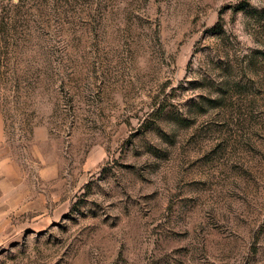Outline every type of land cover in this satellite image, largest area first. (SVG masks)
I'll return each mask as SVG.
<instances>
[{"label":"rangeland","instance_id":"rangeland-1","mask_svg":"<svg viewBox=\"0 0 264 264\" xmlns=\"http://www.w3.org/2000/svg\"><path fill=\"white\" fill-rule=\"evenodd\" d=\"M2 163L0 264H264V0H0Z\"/></svg>","mask_w":264,"mask_h":264},{"label":"crops","instance_id":"crops-1","mask_svg":"<svg viewBox=\"0 0 264 264\" xmlns=\"http://www.w3.org/2000/svg\"><path fill=\"white\" fill-rule=\"evenodd\" d=\"M7 167L8 166H5V164L3 163L0 164V229L6 227L9 224L10 218L7 214H11L12 212V208L7 205V202H9V194L7 195L6 191L3 190L5 182L12 180V178H10L9 176H15L16 178H18L19 176L18 173L9 174L7 171H5V168Z\"/></svg>","mask_w":264,"mask_h":264}]
</instances>
